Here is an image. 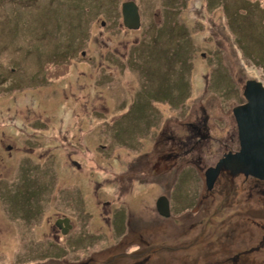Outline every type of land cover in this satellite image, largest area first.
I'll return each mask as SVG.
<instances>
[{
	"label": "rangeland",
	"instance_id": "obj_1",
	"mask_svg": "<svg viewBox=\"0 0 264 264\" xmlns=\"http://www.w3.org/2000/svg\"><path fill=\"white\" fill-rule=\"evenodd\" d=\"M133 1L141 25L127 32L115 22L126 0H102L82 29L77 0H0V264H212L259 237L246 200L257 179L222 173L207 194L203 173L239 148L246 81L264 86V0ZM70 42L85 55L59 73L55 49ZM203 114L208 141L165 171L163 130L192 141L203 130L185 125Z\"/></svg>",
	"mask_w": 264,
	"mask_h": 264
},
{
	"label": "water",
	"instance_id": "obj_2",
	"mask_svg": "<svg viewBox=\"0 0 264 264\" xmlns=\"http://www.w3.org/2000/svg\"><path fill=\"white\" fill-rule=\"evenodd\" d=\"M121 13L127 28L134 30L140 27L138 8L134 2L122 4ZM242 95L244 103L232 109L239 148L236 152L224 153L213 167L204 170L208 191L222 173L231 177L251 176L264 181V86L257 80L246 81ZM157 211L164 217L170 215L166 197L158 199Z\"/></svg>",
	"mask_w": 264,
	"mask_h": 264
},
{
	"label": "flooded vegetation",
	"instance_id": "obj_3",
	"mask_svg": "<svg viewBox=\"0 0 264 264\" xmlns=\"http://www.w3.org/2000/svg\"><path fill=\"white\" fill-rule=\"evenodd\" d=\"M126 1L127 2H134L133 0H126ZM121 4H124V2ZM135 4L138 8L139 21H140V25H141V19H142L141 10H143V6L141 8L139 3H135ZM119 18L122 20V26L121 27H123L125 29V31H127V32L128 31L129 32L134 31L133 29H129L124 25L121 11H120V15L117 17V20L115 21L116 23L118 22ZM112 23H114L113 19H112ZM103 24H104V22L102 21L101 25L103 26ZM103 27H105V28L107 27L109 29V27L107 25L103 26ZM113 27H115V26H113ZM155 28H157V27L152 26V30H154ZM83 51L79 52L76 44H75V47H68L67 45L65 46V48L64 47L63 48L57 47L55 49L54 53L56 56H59V58H56L52 61L54 63L56 62L58 65V67H56V70L59 71V73H61V71H63V72H65L66 70L68 71V69H66L68 56H71V55L74 56L77 53H81V55L84 56L85 52H83ZM111 59H112L111 61H113L114 64L117 65V62L113 58H111ZM89 61H91V60H89ZM59 66H63L64 68L61 70V69H59ZM59 73H57V74H59ZM59 75H61V74H59ZM58 78H59V76L55 80L57 81ZM53 80H54V78H53ZM99 80H104V82H105L107 79L100 76ZM99 82L101 83V81H99ZM253 181L256 183L262 182L263 186H264L263 181H258V180H253ZM250 192H251V194L249 195L248 210H249L251 216L250 217L248 216V219L250 220V226L252 228H253V226L257 227V230H255V231L257 232L259 237H245V241L247 243V249L246 250L242 251V253L236 252L235 255H233V256L230 255L231 253L224 252L225 257H226V262H221L219 259H217L216 258L218 256L217 255L213 258L212 264H225L227 262H230L231 264H236L240 261V259L242 257H245L248 259L252 256V254L259 255L258 261L261 262L260 264H264V199L261 203L257 202V200L255 198L256 193H254L252 186L250 187ZM261 193H262V197H264V191H262ZM259 210L261 211L260 219L258 221H255V218H257L256 212H258ZM52 229L54 230V232L57 233L56 236L67 237L74 230V226L71 224V222L67 218H62V219L56 218L53 220ZM216 243L220 245L219 246L220 248H218L219 252H220V250L222 252V249H223L222 245H221L222 243L218 242V241H216ZM243 252L245 253V255H242V254H244ZM260 257L262 258V260H260ZM254 261L256 263L257 259H255ZM89 262L95 263V260L90 259ZM129 264H138V263L133 261L132 263L130 262ZM251 264H253V260H252Z\"/></svg>",
	"mask_w": 264,
	"mask_h": 264
},
{
	"label": "trees",
	"instance_id": "obj_4",
	"mask_svg": "<svg viewBox=\"0 0 264 264\" xmlns=\"http://www.w3.org/2000/svg\"><path fill=\"white\" fill-rule=\"evenodd\" d=\"M80 4L83 3V5H86L89 7L88 11L85 10V7L82 8L81 11V16L79 19V26L82 29V22L86 21L87 19L84 17L86 16L87 18H93L95 16V14L97 15L100 12V4L102 5V0H77ZM90 1H95L94 3H91ZM105 2H109V4H113V0H104ZM91 3L90 5H88L87 3ZM255 5L260 6L258 1H255ZM96 6V7H95ZM176 12V11H175ZM175 13H173L171 16H174ZM84 15V16H83ZM119 15V14H118ZM261 21H263L262 19H260ZM82 21V22H81ZM65 32L68 33H72V35L74 34V30L69 29L68 31L66 30ZM85 34V30H81L80 34ZM68 47H75V43H68L67 44ZM65 48V47H64ZM207 117L205 114H203L202 118L200 121H198V126H195V124H187L185 125V128L187 130V133H190L191 135L194 134L195 132L198 131L199 128H201L203 130V133H201L199 136L196 137H192V141H191V136H187L186 135L184 138L177 136L176 133L172 130L169 129H164L160 140L162 138H164V140H166L168 138V142L171 143V150L169 153L166 154H161V158L158 160V162L164 163L166 170L165 171H170L173 166L175 165L176 161L180 158V156H182L183 154H192L194 153V151H198L202 146L205 145V143L208 141V137H207ZM197 123V122H196ZM185 131V130H184ZM196 141H194V139ZM198 138V139H196ZM160 140H158V143L160 142ZM194 142V143H193ZM191 145V146H190ZM188 147V149H187ZM184 149V150H183ZM216 185H218V183H216ZM248 185V184H247ZM250 187H247V196H246V200L249 199V195L251 194L250 192ZM252 188L254 190V193L257 194V196L260 195V197H262V191H264V186L262 182H257L256 185H252ZM259 199H264V197L262 198H256L257 201H259Z\"/></svg>",
	"mask_w": 264,
	"mask_h": 264
},
{
	"label": "bare ground",
	"instance_id": "obj_5",
	"mask_svg": "<svg viewBox=\"0 0 264 264\" xmlns=\"http://www.w3.org/2000/svg\"><path fill=\"white\" fill-rule=\"evenodd\" d=\"M249 183H252V181L249 180V181L247 182V184H249ZM206 193L208 194V190H206Z\"/></svg>",
	"mask_w": 264,
	"mask_h": 264
}]
</instances>
